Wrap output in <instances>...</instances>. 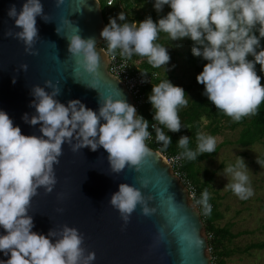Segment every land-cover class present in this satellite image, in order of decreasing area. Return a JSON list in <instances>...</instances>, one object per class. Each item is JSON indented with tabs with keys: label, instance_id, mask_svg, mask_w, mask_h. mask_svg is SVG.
<instances>
[{
	"label": "clouds",
	"instance_id": "clouds-1",
	"mask_svg": "<svg viewBox=\"0 0 264 264\" xmlns=\"http://www.w3.org/2000/svg\"><path fill=\"white\" fill-rule=\"evenodd\" d=\"M63 2L57 0L58 6ZM165 5L171 11L158 22L150 15L143 21L128 22L123 11L118 17L109 18L100 35L113 58L119 49L121 57L130 59L133 54L147 57L153 67L163 66L168 72L171 56L168 47L157 42L159 34H169L172 41L190 38L193 55L208 61L197 75L198 83L205 86L203 95L236 121L257 113L264 103V85L256 71L259 64L264 72L261 46L264 0H154L157 12H162ZM8 16L20 30H8L4 35L19 39L29 54H37L33 51L39 37L36 18L48 21L42 0H25L19 10L12 4ZM102 51L98 50L95 37L85 39L75 34L70 39V54L78 58L77 63L90 75L98 76ZM28 67L24 64L21 69L26 72ZM60 94L61 88L51 80L43 87L37 84L32 88L35 99L31 106L36 112L31 116L25 113L23 120L32 126L40 125L41 135L22 134L21 127L14 126L10 115L0 110V227L6 230V234H0V252L6 257L10 254L7 260L0 259V264H94L96 253L87 252L83 246L85 236L77 228L64 225L59 231L51 229L47 234L33 231L34 218L29 214L32 199L41 187L48 193L55 189L58 183L55 165L60 163L63 145H70L74 152L83 148L97 151L102 146L109 154L112 171L117 174L126 167L142 172L152 156L146 143L152 136L150 122L126 99L100 97L96 111L79 99L65 105L57 99ZM186 97L190 98L185 89L174 85L168 76L153 83L148 102L153 108L154 121L168 131L180 132L179 108L187 106ZM151 127L156 141L166 150L172 143L171 136L157 123ZM189 141L187 135L180 137L178 146L183 151L176 159L195 160L198 154L215 152L216 138L211 135L198 134L196 150L189 147ZM245 169L248 167L244 158L238 156L235 165L223 170L232 176L225 188L241 200L254 195ZM141 184L147 189L151 180L142 177ZM209 198L210 193L205 189L197 201L206 215L212 212ZM153 199L134 185L120 183L110 203L119 210L126 225L138 206L144 215H152L156 211L150 206Z\"/></svg>",
	"mask_w": 264,
	"mask_h": 264
},
{
	"label": "water",
	"instance_id": "water-1",
	"mask_svg": "<svg viewBox=\"0 0 264 264\" xmlns=\"http://www.w3.org/2000/svg\"><path fill=\"white\" fill-rule=\"evenodd\" d=\"M24 2L0 0V110L10 115L14 126L21 127L22 134L41 135L40 125L26 123L23 116L36 112L31 106L33 86L43 87L49 80L61 88L57 99L65 105L79 99L98 111L100 97L110 95L134 105L126 86L109 72L108 55L102 48L105 40L100 35L106 23L99 0H64L59 6L57 0H42L48 21L36 18L39 37L33 47L35 55L29 54L19 39L4 35L8 30H20L8 11L12 4L19 10ZM75 34L95 37L98 50H103L98 76L87 73L70 54V39ZM24 64L29 66L26 72L21 69ZM149 148L152 156L142 172L126 167L117 174L102 146L97 151L83 148L74 152L70 145H63L60 163L55 165V189L48 193L41 187L32 199L33 231L47 234L64 225L77 228L85 236L87 252L96 253L94 264H213L200 210L163 155ZM142 177L151 180L147 189L142 187ZM120 183L152 195L150 206L156 211L146 216L138 206L125 225L119 210L110 203ZM0 234H6L2 227ZM9 258L10 254L6 257L0 252V259Z\"/></svg>",
	"mask_w": 264,
	"mask_h": 264
},
{
	"label": "trees",
	"instance_id": "trees-1",
	"mask_svg": "<svg viewBox=\"0 0 264 264\" xmlns=\"http://www.w3.org/2000/svg\"><path fill=\"white\" fill-rule=\"evenodd\" d=\"M99 1L102 6L106 25L110 22V17H118V14L122 11L125 12L128 22H131L132 20L143 21L149 15L154 21L158 22L161 17L166 16L167 13L171 11V9H168L163 13L155 12L153 9L154 0H115L112 7L107 5V0ZM118 23L123 22L118 20ZM256 35L259 36V32H257ZM184 39L187 43V50L182 53V58L185 59L188 66L195 71L197 81V75L203 71L204 65L208 63V61L204 60L202 57L193 55V41L190 38ZM157 42L164 46L167 42H170L169 34L161 32L158 36ZM261 46L264 47V39L261 40ZM102 48H107L106 41L102 44ZM257 51H259V49ZM117 52H120V50L118 49ZM248 58L254 59V57L251 56ZM141 59L144 61L142 65H140L141 70L157 72L156 67L149 64V62L145 60V57L133 54L129 60L136 62ZM260 68L261 66L257 64L256 71L257 74L262 77L261 84L264 85V72L260 71ZM163 80L165 79L158 77L155 84ZM170 80L173 81L174 78L171 77ZM152 87L153 85H150L144 89L143 92L147 96V102L143 108L138 110V113L143 115L150 122V124L155 122L153 119L154 112L152 105L148 102V96L152 91ZM204 90L205 86L199 83L195 98H193L192 102L189 101V105L184 110L179 111L182 124L180 132L168 131L165 126L161 125V128L164 129L165 133H168V135L172 138V143L166 150L163 149L162 151L165 155L174 156L176 154H180L183 149L178 146V141L181 136L185 135L190 137L189 147L196 150L198 143L197 135L202 132L201 130L204 120L207 121L208 124L205 125V127L209 130L212 136H217L227 129H240L239 139L236 141L237 144L242 147H250L256 143L264 144V103L259 106L257 113L250 114L243 117L241 120L236 121L232 117L226 115L222 110H218L208 97L203 95ZM149 147L155 151L157 150V147L154 145H149ZM213 155V153L198 154L197 159L189 160L185 158L184 161L183 171L195 185L199 198L202 197V193L205 189L210 193V187L208 181L200 180L197 165ZM209 203L212 205V211L214 210L215 212L211 216L208 215L206 218H203V221L206 233L208 235H212V238L209 239V245L213 255L212 263L226 264L225 260L232 254L228 249L227 244L229 243V240L235 239L236 235L231 232L229 226L220 227L217 225V222L222 219V214L217 211V208L212 203L211 197L209 198ZM251 250H264V242L252 244L245 251L250 252Z\"/></svg>",
	"mask_w": 264,
	"mask_h": 264
},
{
	"label": "rangeland",
	"instance_id": "rangeland-1",
	"mask_svg": "<svg viewBox=\"0 0 264 264\" xmlns=\"http://www.w3.org/2000/svg\"><path fill=\"white\" fill-rule=\"evenodd\" d=\"M153 9L157 12L155 7ZM168 9L171 8L167 5L162 12L157 13H163ZM164 46L168 47L171 56L169 71L166 72L165 67L161 66L156 68V73L162 79H167V76L169 79L174 78L173 81L171 80L172 83L182 86L190 97L186 98L192 102L199 83L196 81L195 71L182 58V53L187 50L186 40L172 41L170 38V42ZM145 58L148 61L147 57ZM187 106H181L179 111ZM207 124L204 120L201 134L211 135L205 127ZM239 135L240 129H227L213 136L216 138L215 152H217H213V156L197 165L198 176L201 181L209 182L212 203L222 214V219L217 225L229 226L231 232L236 235L235 239L229 240L227 244L232 254L225 260L226 264H264V250L245 251L252 244L264 242V144L256 143L250 147H242L236 143ZM238 156L245 160L248 167L245 171L254 191V195L246 200H241L231 189L225 188L232 181V176L224 173L223 170L229 165H235ZM214 212L213 210L210 216ZM209 256L213 257L211 251Z\"/></svg>",
	"mask_w": 264,
	"mask_h": 264
},
{
	"label": "built area",
	"instance_id": "built-area-1",
	"mask_svg": "<svg viewBox=\"0 0 264 264\" xmlns=\"http://www.w3.org/2000/svg\"><path fill=\"white\" fill-rule=\"evenodd\" d=\"M115 3V0H107V5L112 7ZM108 55L109 59V72L111 75L120 80L127 88L134 100V105L137 108V111L146 104L147 96L143 92L144 89L150 85L155 84L159 75L156 72H148L140 69V65L144 62L142 59L138 61H131L124 57H121L119 52H116L115 57L108 52L107 48H103ZM126 61V63H125ZM142 73H147L144 75ZM147 81V82H142ZM157 123L158 126L159 122ZM149 131L152 133V136L149 140L146 141L147 145H154L157 147V152L161 153L166 161L171 165L175 175L180 179L183 185L187 188L191 202L200 210L202 218H206V215L203 211V206L198 204L197 201L200 199L198 191L192 181L186 176L183 171L185 158L176 159L179 154L174 156L165 155L162 151L161 142H157L155 139V131L152 129L151 124L149 125ZM208 235V234H207ZM208 238L211 239L212 235H208Z\"/></svg>",
	"mask_w": 264,
	"mask_h": 264
},
{
	"label": "crops",
	"instance_id": "crops-1",
	"mask_svg": "<svg viewBox=\"0 0 264 264\" xmlns=\"http://www.w3.org/2000/svg\"><path fill=\"white\" fill-rule=\"evenodd\" d=\"M148 59V58H147Z\"/></svg>",
	"mask_w": 264,
	"mask_h": 264
}]
</instances>
